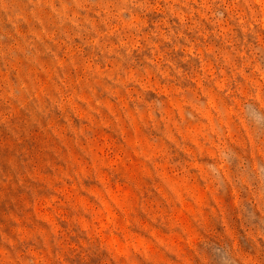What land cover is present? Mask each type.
<instances>
[{"label":"rangeland","instance_id":"obj_1","mask_svg":"<svg viewBox=\"0 0 264 264\" xmlns=\"http://www.w3.org/2000/svg\"><path fill=\"white\" fill-rule=\"evenodd\" d=\"M0 264H264V0H0Z\"/></svg>","mask_w":264,"mask_h":264}]
</instances>
